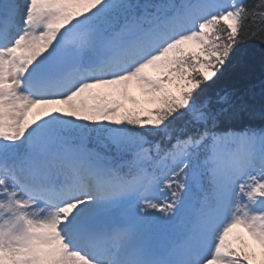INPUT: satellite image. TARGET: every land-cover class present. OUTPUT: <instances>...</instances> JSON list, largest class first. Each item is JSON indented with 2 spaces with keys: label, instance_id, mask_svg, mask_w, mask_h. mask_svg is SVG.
Masks as SVG:
<instances>
[{
  "label": "snow or ice",
  "instance_id": "1",
  "mask_svg": "<svg viewBox=\"0 0 264 264\" xmlns=\"http://www.w3.org/2000/svg\"><path fill=\"white\" fill-rule=\"evenodd\" d=\"M253 41L264 0H0V264H264Z\"/></svg>",
  "mask_w": 264,
  "mask_h": 264
},
{
  "label": "trees",
  "instance_id": "2",
  "mask_svg": "<svg viewBox=\"0 0 264 264\" xmlns=\"http://www.w3.org/2000/svg\"><path fill=\"white\" fill-rule=\"evenodd\" d=\"M243 47L245 61L240 64H230L217 82L218 86L241 87L264 79V50L255 41Z\"/></svg>",
  "mask_w": 264,
  "mask_h": 264
},
{
  "label": "rangeland",
  "instance_id": "3",
  "mask_svg": "<svg viewBox=\"0 0 264 264\" xmlns=\"http://www.w3.org/2000/svg\"><path fill=\"white\" fill-rule=\"evenodd\" d=\"M131 94L136 96L138 99H142V94L140 93L138 88H132L131 90ZM125 104L127 105L128 108H134L136 107L135 105H133L131 102L129 101H125Z\"/></svg>",
  "mask_w": 264,
  "mask_h": 264
}]
</instances>
